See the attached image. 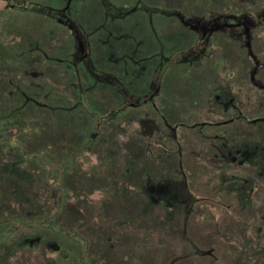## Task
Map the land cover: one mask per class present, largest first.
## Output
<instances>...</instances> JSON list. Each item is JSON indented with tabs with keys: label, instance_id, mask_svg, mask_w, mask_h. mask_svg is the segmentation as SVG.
<instances>
[{
	"label": "rangeland",
	"instance_id": "374dc122",
	"mask_svg": "<svg viewBox=\"0 0 264 264\" xmlns=\"http://www.w3.org/2000/svg\"><path fill=\"white\" fill-rule=\"evenodd\" d=\"M29 1L0 11V38L4 29L14 28L16 41L9 50L0 45V258L10 241L20 244L18 237L29 234L9 255V264L226 263L221 257L228 243L220 239L225 230L246 225L253 232L260 220L264 226V130L255 127L264 128V120H231L261 111L264 82L258 86L260 77L254 81L243 65L241 38L247 39V30L241 38L222 37L211 26L203 43L208 47L187 48L198 19L171 12L180 0H137L139 6L159 7L152 30L134 3L78 0L83 9L76 11L78 19L62 17L63 24L51 19L48 27L41 15L67 0ZM187 2L201 16L210 0ZM118 13L122 21H101ZM79 19L88 22L74 25L82 48L70 37L71 24ZM248 19L258 16L225 18L222 24L230 29ZM254 31L258 71L264 66V27ZM151 32L173 46L167 61L148 70L154 59ZM38 42L43 53L32 48ZM26 54L23 62L40 65L39 87L52 79L77 95L60 98L55 111L43 96L23 98L8 82L19 73L8 72L15 66L5 60ZM56 66L80 67L79 82L62 83L76 73L59 71L57 81ZM124 85L129 94L121 90ZM153 86L149 99L141 98ZM224 119L228 122L221 123ZM251 177L258 182L249 183ZM246 184L251 194L242 199L243 207L237 199V207L221 205V198H236ZM192 185L208 191L201 194ZM236 210L245 222L236 213L225 219ZM256 243L264 245V235H257ZM258 260L264 264V256Z\"/></svg>",
	"mask_w": 264,
	"mask_h": 264
},
{
	"label": "trees",
	"instance_id": "16d2710c",
	"mask_svg": "<svg viewBox=\"0 0 264 264\" xmlns=\"http://www.w3.org/2000/svg\"><path fill=\"white\" fill-rule=\"evenodd\" d=\"M21 1L23 0H0V11H9L12 9L17 8L18 6L24 7V4L27 3H33L29 0H26L25 2H23L21 4ZM98 1V0H97ZM118 4L120 5H130V4H135L133 6L137 7L138 12H141V15H145V18L147 20V22H149L151 30H152V23L155 21H157V17L159 16L158 13H155V9H159V7H152L149 5H141L140 6L137 4V0H130V2H124L123 0H117ZM207 2V0H205ZM77 2L78 0H67L64 1L62 4L57 5L56 8H53L52 6H48V9L46 12H44L41 16L44 19L48 20V27H51V19L54 20V22H58V24H63L64 22L61 21V18H65L66 16L69 19H78V17H75V13L76 11L79 13L80 11H82L80 8H77ZM187 3L190 4L189 7L191 8L192 6V2H187V0H180V2H175V4L179 5L176 6L175 4L174 7L171 9L172 13H175L176 15L178 13H181L183 16L186 14H192L186 17V19L193 17V18H197V22L194 21L193 23L195 24V26L189 30L190 32V41L187 43L188 47H196V46H200V45H205L203 43H205V39L208 37L207 36V32L210 30L211 26H214L215 29L213 31L216 32H220V35L222 34V37L224 36H229V35H233L236 38H239L243 32H245L244 30H247L244 34H247V39L244 38V36L241 38L243 40V48H242V53L244 54V58H246L245 63L243 65H245V67L248 65V74L249 76H252V78L255 76L258 78V76L260 77V80L258 82H256L253 78V80L255 81V83H258L257 85L259 86V82H264V66L261 65V68H258V71H255V56H257L258 51L255 48V43H256V33L254 31V28L256 27H264V0H216V2L218 3L217 6L213 7L212 6V2H214V0H210L208 6L204 7L203 10L207 9V11L202 14L201 16L199 14L195 13V10L192 9V11L188 10L189 7L188 6H184V4L182 3ZM208 3V2H207ZM151 4H156V3H151ZM150 4V5H151ZM212 7H211V6ZM158 6H160V4H158ZM172 6V5H171ZM22 7V9H23ZM156 7V8H155ZM165 7V6H164ZM106 16V14H105ZM105 16H101V21L104 19H110L112 21H122L124 18H121L123 15H121L120 13H118V18L117 17H112V19L108 16V18H106ZM200 16V17H199ZM250 16L252 17H257L258 19L255 20H246L244 21L243 25H241L240 22H236V23H232L230 27V29H225V27H223L222 21L225 18H234L237 19L239 17H243V18H249ZM251 19V18H250ZM152 20V23H150ZM79 21V22H78ZM76 22H74L72 27H71V32H70V37H71V41L72 39L74 40L75 38L78 39L79 43L78 45L80 46V48H82V37H80V35H76L75 36V27L74 25H80L81 23H84L85 26L88 24L87 21H82V20H78ZM109 20H107L106 22H108ZM67 22V21H66ZM81 22V23H80ZM230 22V21H229ZM221 23V24H219ZM90 24V23H89ZM94 25V24H91ZM220 28H219V27ZM218 27V28H216ZM54 28V27H53ZM212 29V28H211ZM3 31H6L7 34L4 35V38H0V45L2 46V48L9 50L12 46H16V41H14L15 38V34H14V28H12L11 30L9 29H4ZM213 31H211V37L213 38ZM93 33V32H92ZM153 37L151 38L149 44L151 47V53H153L154 55V59L152 60V62L149 65V69L148 70H152V69H157L158 66L160 65V62L162 61V59L164 61H167L168 56L170 55L169 53L172 52L171 47L173 46V44H169L166 39L162 38L160 39V32L158 33H152ZM93 37V34H92ZM155 37V40H154ZM232 37V36H231ZM246 39V40H245ZM169 41H171L169 39ZM73 42V41H72ZM87 42V41H86ZM164 42L166 43V45H164ZM42 43V42H41ZM41 43H36V48L32 47L33 49H37L39 50L40 53H43V49H40V47H42L43 45H41ZM77 45V46H78ZM247 45V46H246ZM92 46V45H91ZM208 47V45H205ZM206 47V48H207ZM245 47H250L251 50L250 51H245L244 48ZM16 48V47H15ZM31 48V49H32ZM184 48V47H182ZM87 49V48H86ZM160 49L162 51H160ZM246 49V48H245ZM36 50V51H37ZM87 50H91L90 47H88ZM32 51V50H30ZM89 52V51H88ZM88 52H86V54H88ZM160 52L162 53V55L160 56ZM29 53V52H27ZM30 54V53H29ZM28 54L24 55V56H18L15 57V55H9L8 59L5 60V62H13L15 66V69L12 67V69L8 70V72H12L13 74L16 75V72L19 73V77L15 76L8 78V82L9 84H12V87L14 89H17L19 91H22L23 94V98L31 100L32 101V97H40L43 96L45 101H48V106L51 108V110L55 111L56 109H58L56 107V105L54 103H59L62 102V100L60 101V98H64L66 94L70 93L71 95L75 94L77 95V92H75L73 89H68L66 88V86L62 85L61 83H53L52 79H49V81L47 80L42 82L41 86L39 87V82L42 81V74H41V68L40 65H28L27 63L23 62L25 56H27ZM83 54L79 56V59L83 58ZM77 59V60H79ZM62 63V61H58L59 63ZM80 62V61H79ZM258 65V64H257ZM62 66V65H61ZM61 66H56L57 70H55V79L58 81V71L62 72L60 74V76H66L67 75H72L75 74L73 76V79H69L67 81H64L62 83L65 84H75L74 80H80V75H79V68H76L75 70L73 69H69V66H64L63 69H59ZM259 67V66H258ZM83 68V67H82ZM59 69V70H58ZM84 69V68H83ZM84 71V70H83ZM35 74V75H34ZM32 75H34L32 77ZM9 76H11V73H9ZM247 79V78H246ZM155 82V81H154ZM29 83H33L36 87H38L35 90H29V88H31L30 86H28ZM148 86V85H147ZM262 88H264L262 85H260ZM75 88V86H74ZM234 88V87H232ZM259 89V88H258ZM76 90V89H75ZM121 90L125 91L126 93L130 92V90H128V88L126 87V85L122 86ZM155 90L154 86L150 89L145 90L144 94H142L141 98H147L149 99L150 94L153 93V91ZM132 92V91H131ZM129 94V93H128ZM263 97L261 99V102H259V104H257V108L260 109V113L258 114H253V118H247V116H243V119H251V121L253 120V122L258 121V120H264V91H263ZM59 97V98H58ZM29 102V101H28ZM263 103V104H262ZM61 106H59L60 108ZM253 110V108H252ZM7 113V110H6ZM8 114V113H7ZM228 120L224 119L222 120L221 123H227ZM258 131H263L264 128L263 126H255ZM139 162V164L141 165L142 169L144 170L145 167L142 166V163L145 160H137ZM177 164V163H176ZM260 170L263 168H259ZM145 171V170H144ZM262 171V170H261ZM245 173H249V172H245ZM263 173V172H262ZM259 174V173H258ZM261 174V172H260ZM249 176V175H248ZM260 177H262L263 175H258ZM250 177V176H249ZM257 183L258 181H256V179L254 177H251L249 179V183ZM223 184L220 185V187H222ZM253 186V185H252ZM154 189L150 188V195L152 196V194H154ZM180 191L182 193H186V189L184 187V183L181 182L180 184ZM251 194V190L250 188L246 186L240 191L238 196H235L236 198L234 199H220L221 200V205L223 204V202H225V205L228 207H231L232 205H236L237 207V203L235 202V200H238V204L239 206L243 207L244 204L242 203V199L243 200H250L249 199V195ZM175 195V194H174ZM182 197L185 198V196H183L181 194ZM241 196V198H239ZM232 197V195H231ZM176 200V197H174ZM240 210V209H239ZM237 212V210L232 213V212H227L228 214L225 215V219L226 220H230L232 219V216ZM264 214V213H263ZM236 215L238 216V220H242V221H246L247 217L245 215H243L244 218H241L239 213H236ZM264 216V215H263ZM261 219H264V217H260ZM17 222V220H16ZM260 225H257L256 227H254V231L255 234H253V232L251 231V228L249 226L244 225L243 227L239 228V229H228L225 230V232H223V234H225V237H222L220 239H223L224 242L228 243V251H224V253L222 254L221 259H223L224 264H259L261 261L258 260V258L260 256H264L262 255V253L264 252V245H256V239H257V235H260V238L264 235V226H263V221L260 220L258 221ZM228 223L232 224V225H236L235 222L233 221H229ZM16 224V223H15ZM240 224V223H239ZM259 226V227H258ZM20 236V235H19ZM31 235L29 234H24L20 237H18L20 239V241L23 243V241L30 237ZM224 236V235H223ZM220 239L216 242L217 244L221 245L220 243ZM234 239L237 240L236 241V245H230L232 242H234ZM20 242V244H21ZM195 243V242H194ZM9 247L7 248L9 251H5L4 254L2 255V257L0 259H3V262H6L5 264H9V255L14 251V250H18L19 249V245L17 244L16 241H10L9 243ZM214 244V243H213ZM223 247V246H222ZM224 250V248H223ZM192 250L189 248V253ZM247 251V253H246ZM248 251H250V256ZM181 252V251H180ZM256 258L255 262L254 259Z\"/></svg>",
	"mask_w": 264,
	"mask_h": 264
},
{
	"label": "crops",
	"instance_id": "0c3cea01",
	"mask_svg": "<svg viewBox=\"0 0 264 264\" xmlns=\"http://www.w3.org/2000/svg\"><path fill=\"white\" fill-rule=\"evenodd\" d=\"M252 116V115H251ZM243 118L242 117H237V115H235V117H233L231 120H233V122H237V121H241ZM232 165V163H230V166ZM230 169V167H229ZM203 186H205V184L203 183ZM192 189L201 193V194H206L208 190H203V189H199V188H195L193 185H192Z\"/></svg>",
	"mask_w": 264,
	"mask_h": 264
}]
</instances>
